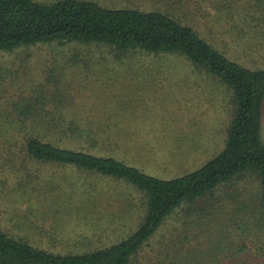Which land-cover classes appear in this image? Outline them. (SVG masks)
Returning <instances> with one entry per match:
<instances>
[{
    "label": "rangeland",
    "instance_id": "obj_1",
    "mask_svg": "<svg viewBox=\"0 0 264 264\" xmlns=\"http://www.w3.org/2000/svg\"><path fill=\"white\" fill-rule=\"evenodd\" d=\"M99 1L110 8L167 10L160 0ZM184 1L175 0L167 13L230 60L264 69V0ZM0 71L9 94L22 93L17 77L28 80L21 87L42 83L46 96H37L60 103L67 120L93 132L91 140L83 135L70 148L115 159L148 176L182 177L225 149L232 96L219 79L181 56L118 59L105 46L45 45L0 55ZM261 135L264 142V108ZM29 168L39 177L0 166V228L35 249L55 255L102 250L127 239L144 218V198L127 182L72 167ZM234 190L236 196L225 200ZM256 194L258 182L246 177L218 189L209 201L213 210L191 215L187 207L178 209L130 264H264V230L254 228L264 207ZM233 198L251 214L245 217L247 231L232 223Z\"/></svg>",
    "mask_w": 264,
    "mask_h": 264
},
{
    "label": "trees",
    "instance_id": "obj_2",
    "mask_svg": "<svg viewBox=\"0 0 264 264\" xmlns=\"http://www.w3.org/2000/svg\"><path fill=\"white\" fill-rule=\"evenodd\" d=\"M174 1H159L158 5L166 4V12H145L104 7L99 0H0V55L45 45L105 46L118 59L129 54L178 55L226 85L234 105L225 149L199 170L163 181L115 159L70 148L83 135L91 140L93 132L67 120L60 103L42 97L46 96L42 83L21 87V81L28 80L20 76L15 84L22 93L9 94L0 71L1 167L15 175L24 171L27 177H39L30 174V164L72 167L127 182L145 203L144 218L132 235L84 254L55 255L38 250L0 228V264H130L178 209L187 207L191 215L213 210L209 201L214 200L216 191L234 187L246 177L258 182L254 198L264 207V69L245 68L214 49L188 23L167 13L173 12ZM39 93L42 96H37ZM236 191L228 192L225 200L235 197ZM233 199L232 223L247 231L251 226L245 217L251 214L245 213L246 205ZM200 202L203 204L198 206ZM255 227L264 230V215L257 218Z\"/></svg>",
    "mask_w": 264,
    "mask_h": 264
}]
</instances>
